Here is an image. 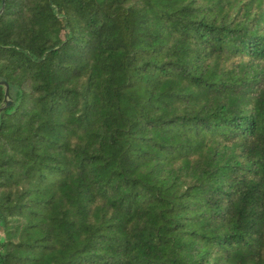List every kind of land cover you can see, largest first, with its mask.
I'll return each mask as SVG.
<instances>
[{"label":"trees","instance_id":"trees-1","mask_svg":"<svg viewBox=\"0 0 264 264\" xmlns=\"http://www.w3.org/2000/svg\"><path fill=\"white\" fill-rule=\"evenodd\" d=\"M0 264H264V0H0Z\"/></svg>","mask_w":264,"mask_h":264},{"label":"water","instance_id":"water-1","mask_svg":"<svg viewBox=\"0 0 264 264\" xmlns=\"http://www.w3.org/2000/svg\"><path fill=\"white\" fill-rule=\"evenodd\" d=\"M4 2H5V0H4ZM0 84L6 85L5 102H6L7 105H11L12 102H11L10 97H9L10 93H9L8 84L6 82H0Z\"/></svg>","mask_w":264,"mask_h":264}]
</instances>
